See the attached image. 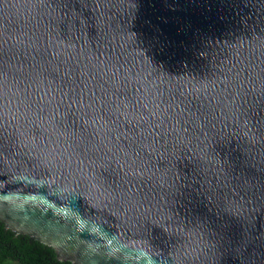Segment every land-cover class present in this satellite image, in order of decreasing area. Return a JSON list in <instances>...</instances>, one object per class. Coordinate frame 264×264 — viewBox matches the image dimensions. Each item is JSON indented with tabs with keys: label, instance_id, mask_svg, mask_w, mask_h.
Wrapping results in <instances>:
<instances>
[{
	"label": "water",
	"instance_id": "obj_1",
	"mask_svg": "<svg viewBox=\"0 0 264 264\" xmlns=\"http://www.w3.org/2000/svg\"><path fill=\"white\" fill-rule=\"evenodd\" d=\"M0 222L70 264H264V0H0Z\"/></svg>",
	"mask_w": 264,
	"mask_h": 264
},
{
	"label": "trees",
	"instance_id": "obj_2",
	"mask_svg": "<svg viewBox=\"0 0 264 264\" xmlns=\"http://www.w3.org/2000/svg\"><path fill=\"white\" fill-rule=\"evenodd\" d=\"M0 264H70L56 258L54 250L28 236L6 229L0 222Z\"/></svg>",
	"mask_w": 264,
	"mask_h": 264
}]
</instances>
